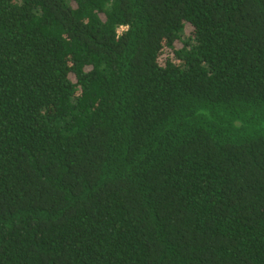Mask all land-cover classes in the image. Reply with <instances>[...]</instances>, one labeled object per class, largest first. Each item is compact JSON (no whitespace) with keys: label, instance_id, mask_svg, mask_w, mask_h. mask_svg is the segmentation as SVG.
I'll use <instances>...</instances> for the list:
<instances>
[{"label":"trees","instance_id":"trees-1","mask_svg":"<svg viewBox=\"0 0 264 264\" xmlns=\"http://www.w3.org/2000/svg\"><path fill=\"white\" fill-rule=\"evenodd\" d=\"M0 264H264V0H0Z\"/></svg>","mask_w":264,"mask_h":264}]
</instances>
